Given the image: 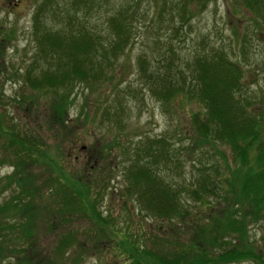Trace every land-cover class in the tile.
<instances>
[{"label":"trees","instance_id":"obj_1","mask_svg":"<svg viewBox=\"0 0 264 264\" xmlns=\"http://www.w3.org/2000/svg\"><path fill=\"white\" fill-rule=\"evenodd\" d=\"M193 1L203 5L206 0H156L154 4L159 20L152 32L158 35L155 29L164 23L165 13L168 15L165 23L171 26L168 27L171 37L179 39L175 17L179 18L180 26L188 25L194 17V11L192 13L189 9ZM238 1L253 16L251 21L256 28L264 25V0ZM81 2L70 0L63 7L57 0H41L37 4L32 30L35 51L28 61L30 64L22 72L15 67L13 74L4 72L7 78L14 77L13 80L22 88L14 97L0 93V137L18 145L24 152L23 158L15 163V171L0 180V193H12L9 201L1 205L4 208L2 213L6 212L5 215L9 214L10 218L16 215L26 217L30 210L32 213V210L41 208L49 214L44 219V225L50 231L69 221L68 218L62 219L64 215L70 216V223L73 217L81 216L92 219L95 226L99 225L98 216L93 215V203L106 189L105 180L109 173L104 165L93 163L95 173L101 170L102 176L89 178L88 165L74 171L65 156L54 159L60 149L46 145L41 139L44 127L40 121H35L41 114V104L43 110L50 111L49 115H44V111L41 117L48 126L46 130L52 127L54 137L65 141L70 135L65 118L70 105H73L71 97L76 87L83 85L92 89L104 85L110 77L112 80L121 55L139 37L138 27L133 21L136 12H131L138 1L132 5L120 3L112 6L109 14H102L105 33L99 31L97 25L90 27L85 24L88 12L83 11L84 16L80 19L82 10L78 5ZM57 12L65 16L67 22L53 29L45 20L53 18ZM152 45H156L155 40L149 48ZM152 53V58L145 52L137 57L140 83L133 86L130 92H146L163 107L174 108L179 100L197 102L202 109L192 116L191 130L211 147L221 144L231 153L230 157L224 153L220 157L223 171L210 162L208 170H201L203 165L190 182L179 184L173 182L172 175L167 177L165 173L170 163L179 161L176 154L174 156V144L162 138L142 141L136 145V151L126 147L125 154L130 156V160L121 165L124 187L120 196L141 205L146 217L155 224V233L153 231L151 237L145 229L130 240L123 232L126 236L118 240L117 250L126 249L128 254L131 251L141 254L148 264H231L244 259L264 264L257 249L245 245L249 235L247 226L264 221V114L259 111L261 106L252 108L243 84L241 64L232 60L223 48L209 45L203 52L195 54L191 62L187 61L185 72L180 54L171 40H166L164 52ZM115 90L117 96L113 95V106L104 117L114 128L118 121L116 113L121 105L119 86H115L112 92ZM40 98L45 102L41 103ZM20 113L33 117L34 132L28 131V123L21 124L15 119V115ZM8 115L16 122L6 120ZM79 115L82 116V113ZM109 148L106 147L103 154L106 155ZM3 154L0 156L5 161L10 159L9 153ZM94 155L103 162L102 153L97 150ZM42 165L50 166L53 176L40 186H33L39 179L36 180L37 175L40 177L35 168ZM94 171L89 172L94 175ZM183 195L192 200V205H199L209 212L206 224H201L199 217L192 220L187 210L189 204L183 201ZM31 206L34 207L28 210ZM0 221V264H57L58 259H48L47 256H60L67 254L68 250L73 253L85 251L76 239V232L70 229V233L60 236L54 246L51 244L53 249L50 253H41L35 247L37 239L35 242L30 239L37 235L34 221ZM101 232L109 239L111 233L117 235L112 230ZM186 233L187 238H184ZM137 237L141 238L140 243ZM188 239L191 240L186 244ZM75 257L77 260H72V264L85 259L83 255Z\"/></svg>","mask_w":264,"mask_h":264},{"label":"rangeland","instance_id":"obj_2","mask_svg":"<svg viewBox=\"0 0 264 264\" xmlns=\"http://www.w3.org/2000/svg\"><path fill=\"white\" fill-rule=\"evenodd\" d=\"M57 1L61 7L70 3V0ZM136 1H138L136 8L133 7L131 12H136L133 21L135 26L139 28H137L139 37L134 39L130 48L121 55L118 65L112 73V80L110 77L104 85L92 89L83 85L76 87L71 97L74 101L73 105H70V110L65 118L69 124L67 128V131H70L69 137L65 141L61 137L56 139L52 127L46 130L48 126L41 118L44 111L46 112L42 108L43 104L39 109L41 116L38 115V119L35 120L36 122L40 121V125L44 127L41 139L45 141L46 145L60 149L59 152L56 151L58 156L55 154L54 159L65 156L70 164V169L73 168L74 171L80 169L81 166L88 165L87 174L89 178L102 176L101 170L95 173L92 168L93 163L104 165L107 168L106 172L109 173V176H106L105 180L106 189L102 193L103 196L101 195L93 203L95 210L93 215L98 216L96 218L100 224L97 226L101 230L95 226L96 224L94 225L92 219L77 216L73 217L70 223V216L64 215L62 219L68 218L69 221L61 224L57 222L60 227L53 229L55 231L53 233L44 225V219H47L49 214L44 213L41 208L36 211L34 209L31 213L30 208L32 209L34 206L28 208L30 213L26 217L16 215L15 218L14 216L10 218L7 216L9 214L5 215L6 212L2 213L4 208L1 205L9 201L12 193L8 191L0 193V219H11L12 222L16 223H23L24 221L27 223V219L34 221V226H37L35 227L37 235H35L36 237L31 236L30 239L34 242L37 239L35 247L37 250L40 249L41 253L43 251L50 253L57 239L67 232L70 233V229L76 232V239L83 245L85 251L73 253V251L68 250L67 254L60 256H47L48 259H58L57 264H72V260H77L74 259L77 254L83 255L85 258L78 260V264H138L137 262L148 264L147 259L141 254H134L133 251L128 254L126 249L121 250L120 253L116 248V246L119 247L118 240L126 236L124 233L128 234V239L134 240L133 237L140 235L141 231L145 229L148 234L151 233L152 237L155 229V224L146 217V213L138 202L133 203L131 199L120 196L124 187L120 172L121 165L130 160V156L125 154L126 147L136 151V145L140 142L145 140L156 141L162 138L168 143L174 144V156L176 154L180 162L177 161L179 163L176 165L174 164L177 162L170 163L165 173L167 177L172 175L170 177L174 178L173 182L179 184L190 182L203 165L201 170H208L210 162L218 165L219 170L223 171L220 157L224 155L230 157L231 152L224 145L218 144L213 148L191 130L193 127L191 124L192 116L202 109V106L197 102L179 100L174 104V108L170 106L171 110L170 107H163L156 102L146 92H136L135 94L130 92V89L134 88L133 86L140 83L137 76V57L141 53L145 52L149 58H152V52H164L166 40H171L174 49L180 54V59L183 61L182 68L185 71L187 61L191 62L195 54L203 52L209 45L215 48H223L232 60H237L241 64L244 70L243 84L252 108L258 109L261 106L259 111L264 114V25L256 28L251 21L253 16L246 11L240 1L206 0L203 1V5L201 2L193 1L189 4V9L192 13L194 11V17L188 25L180 26L179 18L175 17L179 39L171 37L168 30V27L171 28V26L169 24L167 26L165 23L168 20V15L165 13L163 14L164 23L155 29L158 35L152 32L159 20L156 14L157 7L154 4L156 0H82L78 5L82 10L80 19L84 16L83 11L88 12L85 19L87 23L85 24L90 25V27L97 25L98 30L105 33L102 21L104 17L101 15H104L105 12L109 14L112 6L120 3L132 5ZM39 2L41 0H0V93H4L3 96L11 95L14 97L22 88L13 80L14 77L7 78L4 72L13 74L15 68L22 72L29 66L28 61L31 60L35 51L32 35L33 14ZM62 22L66 23L67 20L58 12L53 18L45 20V23L53 29L60 27ZM152 40L156 41V45L149 48ZM115 86H119L121 105L116 113L118 121L114 128L104 120V117L113 106L111 103L113 98L117 96V90L112 92ZM40 102L44 103L45 101L40 98ZM80 113L82 116L79 115ZM49 114L50 111H47L44 115ZM32 118L22 115V113L15 115V119L21 124L28 123L29 132L35 131ZM15 119L8 115L6 120L16 122ZM5 124L8 125L7 121ZM117 130H123V132L117 133ZM95 144L97 145L94 146ZM106 147L110 148L105 155L103 153ZM55 149H53L54 152ZM97 150L102 153L103 162L94 155ZM1 153H4L2 156L9 153L10 159L5 161L0 156V180L6 175L12 174L16 169L15 163L24 156L23 150L18 145H13L2 137H0ZM47 167L46 165L36 166L35 170L39 171L40 177L37 175L36 180L39 179L33 186L35 184L40 186V183L48 181V177L52 178L53 172L49 170L50 166ZM90 170L94 171V175H91ZM35 174L37 173L35 172ZM45 194L47 195V193ZM182 199L189 204L187 210L192 220L195 221L194 218L199 217L201 224H206L209 212H206L207 210L205 211L199 205H192V200L186 195H183ZM34 212L36 213L34 214ZM57 218L59 219L58 215ZM57 218H54L55 221ZM215 220L219 221L220 219L215 218ZM31 228L34 227L31 226ZM247 229L249 235H247L248 242L245 245L255 247L264 259V221L249 224ZM108 230H112L117 235L111 233L109 239L106 234L101 232ZM2 233H6V231H2ZM0 236H2L1 232ZM184 238H187V233L184 234ZM137 239L140 243L141 238L137 237ZM190 240L188 239L187 243L185 240L184 243L188 244ZM0 241L2 240L0 239ZM147 245L150 244L147 243ZM39 256L43 257L41 254ZM231 264L256 263L244 259Z\"/></svg>","mask_w":264,"mask_h":264}]
</instances>
